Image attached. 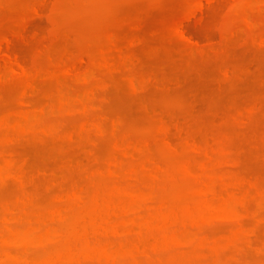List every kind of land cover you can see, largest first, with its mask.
Returning a JSON list of instances; mask_svg holds the SVG:
<instances>
[{"label":"rangeland","instance_id":"1","mask_svg":"<svg viewBox=\"0 0 264 264\" xmlns=\"http://www.w3.org/2000/svg\"><path fill=\"white\" fill-rule=\"evenodd\" d=\"M193 1L0 0V38L27 66L5 68L0 107L15 84L32 114L0 112V246L28 244L0 264H264V0H219L188 22L203 36L189 51L174 23ZM150 21L170 23V57Z\"/></svg>","mask_w":264,"mask_h":264},{"label":"bare ground","instance_id":"2","mask_svg":"<svg viewBox=\"0 0 264 264\" xmlns=\"http://www.w3.org/2000/svg\"><path fill=\"white\" fill-rule=\"evenodd\" d=\"M220 1H222V0H220ZM226 1V0H225ZM228 1H230V2H232V4L231 5H233V7H234V5H238V4H241V3H243L244 1L242 0V1H238V0H235V1H238V3L236 2L235 3V1H232V0H228ZM168 1H166V3H167ZM219 0H195V1H193V7H192V9L190 8V10L186 13V14H184L183 16H180V17H178L175 21V23H174V30H176L175 32H177L176 33V35L178 34V37L181 39H184V40H186V42H187V44H188V42H189V44H188V50L190 49V47H193L194 48V44H193V41L195 40L196 42H197V39L198 40H200L199 42H197V44L198 43H200L202 40L201 39H199V37H201L202 36V33H200V32H198L196 29H192V27H190L191 25L190 24H188V22L190 23L191 21L190 20H192V19H197L198 18V16H199V18H200V16L202 17H205L206 15H208V13H209V11H210V9H212V8H217V9H220L222 6H221V3L219 2ZM233 2H234V4H233ZM169 3V5H170V2H168ZM167 3V4H168ZM174 3V2H173ZM175 3H177V2H175ZM174 3V4H175ZM236 7V6H235ZM216 9V10H217ZM222 9V8H221ZM220 9V10H221ZM203 17H202V19H203ZM201 19V20H202ZM1 20V19H0ZM4 20V19H3ZM5 22H6V20H4ZM151 22V21H150ZM0 24H2V20H1V23ZM3 24H4V22H3ZM148 24V23H147ZM146 25V24H145ZM144 25V30H147V29H150V30H154V29H156V30H158L161 34H162V36L160 37L161 38V40L159 41L160 42V44L161 45H163V44H166L165 46H167V44H171V43H169L168 41H167V38L165 37V34H166V32H167V30H168V28H170V23L169 22H161V23H159V22H151L150 24H148V25H146L145 26ZM190 25V26H189ZM0 28L2 29V26L0 25ZM147 28V29H146ZM0 29V30H1ZM113 31V30H112ZM111 31V33H113ZM146 32H149V30L148 31H146ZM90 35V34H89ZM92 36H93V34H91ZM90 35V39H89V41H92V42H95L94 43V48L92 49V50H97V49H99V47H104V42L102 41V39H100V41H99V38L97 37V36H91ZM89 37V36H88ZM93 39H92V38ZM142 37H143V35H142ZM98 38V39H97ZM144 38H146V37H144ZM144 38H142L141 39V36H140V42H141V44L142 43H144V45L142 44V46L143 47H141V45H140V47L141 48H139L138 47V51L139 52H144L143 50H142V48L143 49H147V47H149L150 46V40H151V37L149 38L150 40H146L145 41V39ZM148 38H146V39H148ZM202 38H203V36H202ZM95 39V40H94ZM97 39V40H96ZM157 39V38H156ZM155 39V40H156ZM143 40L145 41V42H143ZM164 42H163V41ZM96 41H99V43H101V45L99 44V43H97ZM154 41V39H153V37H152V40H151V43ZM162 41V42H161ZM166 41V42H165ZM137 42V41H136ZM154 42H156V41H154ZM168 42V43H167ZM12 38H10V37H7V38H5V40H3L2 38H0V80H2L3 78H4V75H5V73H6V69L5 68H8L7 66L9 65V67L17 74V75H21V76H23V75H26L27 74V66L25 65V64H23L18 58H13L12 57V50H11V47H12ZM96 43L97 44H99V46L98 45H96ZM135 43V42H134ZM133 43V44H134ZM195 43V42H194ZM147 44H149V45H147ZM173 44V43H172ZM187 44H186V46H187ZM191 44V46L189 47V45ZM192 44H193V46H192ZM196 44V43H195ZM95 45L97 46V49H96V47H95ZM174 45V44H173ZM175 45H176V43H175ZM145 46H147L146 48H145ZM177 46V45H176ZM178 46H180V45H178ZM150 47H152V44H151V46ZM148 48L147 49V51L145 50V53L147 52V53H149V50L150 49H152V48ZM168 47V46H167ZM167 47H166V50H167ZM169 48V47H168ZM177 48V47H176ZM184 48V50L182 49V47L180 46V49H181V52H183L184 53V51L185 50H187L186 49V47H183ZM164 49V48H163ZM170 49H171V52L173 51L174 52V49H175V46H174V49H173V46L171 47V48H169L167 51H169V53H167V54H169L168 56L170 57ZM179 48H177V50H178ZM191 50H193V49H191ZM150 51H152V50H150ZM190 51V50H189ZM165 51H163V55L166 53H164ZM173 52H172V54H173ZM145 53H143L144 55H146ZM166 54V55H167ZM171 54V55H172ZM142 56L143 58L145 57V56ZM159 55H161V53L159 54ZM83 56V57H82ZM146 56H148V55H146ZM77 58H75L76 60H74V58H73V60L71 61V62H68L67 63V69H65L66 70V72H65V76H73L74 77V75L76 76V74L80 71V68H81V64H82V62H84L85 60H86V58L85 59H82V58H84V55H79V57H81V60L78 58V56H76ZM160 57H163V59L166 57V56H158V58H159V60H160ZM168 57V58H169ZM78 59V60H77ZM144 59H146V61L144 60ZM144 59H142L143 61H145V62H143L144 64H146V63H148V59L147 58H144ZM162 59V58H161ZM166 59H167V57H166ZM166 59H164V61L166 60ZM153 60V59H152ZM155 60H157V58L155 59ZM154 60V61H155ZM73 61H75V62H73ZM79 61L81 62V63H79ZM129 61V60H128ZM164 61H161V62H164ZM73 62V63H72ZM125 62H127V61H125ZM123 63L124 65L126 64V63ZM131 63V66L133 65V62L132 61H130ZM150 62H152V64H153V61H151L150 60ZM157 62V61H156ZM160 62V61H159ZM37 63V62H36ZM155 63V62H154ZM123 64H121V68H123ZM127 64H129V63H127ZM152 64H150V65H152ZM156 64H158V62L156 63ZM148 65V64H147ZM82 66H83V64H82ZM129 67H130V65H128ZM128 66L126 65V67H125V69L126 68H128ZM149 66V65H148ZM209 71V70H208ZM207 71V72H208ZM67 74V75H66ZM208 74V73H207ZM33 80H35V79H31V80H29V81H31L32 82V84H33V86H34V84H35V86H36V83H34V81ZM115 80H117V79H115L114 78V80H112V81H114V82H116ZM132 81L135 83H132ZM132 81H131V83H130V85H129V87H133V85H135V88H137L138 86V84L136 85V83H137V81L135 82L134 81V79H132ZM31 82H30V84H31ZM117 83V82H116ZM29 84V83H28ZM32 84L31 85H29V86H31V87H33L32 86ZM119 84V83H118ZM8 86L9 87H7L6 85L2 88L3 89V91H5L4 93L5 94H3V95H5V98L8 96V95H10V93H12V91L14 92V89H15V91L17 92L18 90V92L17 93H19V95H16V96H14V97H10V99H9V97H8V99L6 98V100H8V104L6 103V105H4V107L3 106H1L0 107V112L2 111V110H7V109H9L8 107H10V109H11V107H13L12 108V110H15L16 111V113H20L19 115L21 116L20 117V120H22V122H25V120L26 121H28L31 117L30 116H32V114H30V116H28V114L31 112H29V113H27V109L26 110H24V107L22 108V107H20V104H22V106L25 104V103H27V102H29V99L26 97V96H28L27 94H28V89H18L19 87H17V89L16 88H14V86L16 87V85L14 84V86H13V84H8ZM13 86V87H12ZM46 86L47 85H45L44 87L42 86V88H44L43 90H44V92H47V91H51V88L49 87V86H47V90H45V88H46ZM8 89L9 88V90H7L6 88ZM10 87H11V89H10ZM41 87V86H40ZM118 87L119 86H117L116 88H117V90L118 91H120V89H122L124 86H120V88L118 89ZM132 89H134V88H132ZM10 90H12V91H10ZM42 90V91H43ZM134 90H136V89H134ZM13 93L14 95L15 94H17V93ZM0 93H2V91H0ZM117 93V92H116ZM112 94V93H111ZM113 94H115V92L113 93ZM12 95V94H11ZM10 95V96H11ZM2 96V95H1ZM13 96V95H12ZM18 98L19 100H18V103L17 102H12V100H15L14 98ZM29 97V96H28ZM28 99V100H27ZM32 100H37V98L36 97H33V98H31ZM17 100V99H16ZM12 102V105H14L13 103H15V107L14 106H12L10 103ZM18 105H17V104ZM11 106H10V105ZM6 106V107H5ZM18 106V107H17ZM3 107V108H2ZM2 108V109H1ZM4 108H6V109H4ZM20 108H22L21 110H20ZM20 110V111H19ZM22 110L24 111V114H23V112H22ZM19 111V112H18ZM2 112H5V111H2ZM22 112V113H21ZM25 113H26V115H25ZM22 114H23V116H22ZM24 116H26V117H28V118H23ZM9 116H4V117H2V119L4 118L5 120H6V118H8ZM1 119V120H2ZM3 119V122L5 121ZM10 119V117L7 119V120H9ZM0 120V126L1 125H3V124H1L2 123V121ZM6 120V122L4 123V124H7L8 123V121ZM10 121V120H9ZM5 126V125H4ZM3 126V127H4ZM100 126V125H99ZM2 127V126H1ZM2 127V128H3ZM83 128V127H82ZM85 128V127H84ZM83 128V129H84ZM102 128V127H101ZM101 128H98V129H101ZM10 161H15L14 159H11V160H8L7 162L8 163H6V164H8V166L6 165L5 167H6V169H7V172H9V171H11V167L13 168L14 167V169L12 170V171H14L15 170V165L13 166V165H10L9 166V162ZM10 164H12V162H10ZM13 164H14V162H13ZM114 164V163H113ZM112 166V165H111ZM111 166H110V169H111V171H113L112 173H111V171H110V169H109V173L110 174H113L115 171H114V169L113 168H111ZM10 168V169H9ZM5 169V170H6ZM21 169L22 168H19V170H17L19 173V176H16L17 177V179L18 180H20V178H22L21 176H23L22 174H26V173H24V171H23V173H22V171H21ZM113 169V170H112ZM24 170V169H23ZM11 171V172H12ZM16 171V172H17ZM15 172V174H17ZM14 174V175H15ZM17 174V175H18ZM18 177H20V178H18ZM27 178H28V176H27ZM27 178H25V179H27ZM21 181V180H20ZM24 180H23V178H22V181L21 182H23ZM26 182V181H25ZM25 182H23V183H25ZM72 192V191H71ZM71 192H69L68 193V195L67 196H69V198H71L72 197V195H73V197H74V199H79L80 197H78V195H80L81 196V194L79 193V190L78 191H75V190H73V193H72V195H70L71 194ZM76 195H77V197H76ZM72 197V198H73ZM76 197V198H75ZM59 208H57V211H55V213L56 214H54V211H53V213L52 214H50V216L49 217H51L50 219H54V220H57L56 218H53V214L56 216H58L59 214H63V212H62V210H58ZM9 210H6L5 212H6V214H8V215H10L9 214V212H8ZM61 211V212H60ZM5 212L3 213V215H2V217H4V215H6L5 214ZM8 212V213H7ZM60 212V213H59ZM10 213H12V211H10ZM14 214V213H13ZM61 214V215H62ZM58 216V217H64V216ZM54 216V217H55ZM11 217H12V219H11ZM11 217H8L7 215L4 217V218H2L3 219V222H4V224L6 225V224H9L8 225V227L10 226V222H13L14 220H16L17 219V216L16 215H11ZM15 218V219H14ZM62 218H59V219H62ZM12 221H11V220ZM6 220V221H5ZM8 221H9V223H8ZM5 222H7V223H5ZM117 228V229H116ZM116 228H114V232L115 231H117V232H119L120 230L118 229V227H116ZM50 232V231H49ZM117 232H115V234H117ZM49 235H51L50 233H49ZM6 240H7V242H6ZM3 242V243H2ZM1 242V246H0V254H1V257H2V255H3V257L5 258L6 257V261H11V260H14L13 258H16L17 259V256H18V258L20 257L21 258V256H22V254H20V253H18V252H22V251H24L25 249H24V247H26L27 248V246L26 245H28V244H23L22 246V248L23 249H21V251H20V248H15V250L17 249V252L15 251V250H13V251H15L16 252V254L11 250H9L8 251V249L7 248H11V249H14V248H12V246H11V244H12V240H11V238L9 237V236H5V239L3 240ZM2 244H4V247L6 246V245H8L7 247H3V245ZM10 244V245H9ZM3 248V249H2ZM5 249H7V251L5 250ZM5 250V251H4ZM4 251V252H3ZM2 252V253H1ZM7 255H6V254ZM11 253H14V254H11ZM6 256H5V255ZM10 254H11V257H10ZM107 254V253H106ZM9 255V256H8ZM17 255V256H16ZM20 255V256H19ZM38 256V255H40V254H38L37 252H36V254L34 253V254H32V256H31V258H32V263H40L41 261L40 260H42V257L41 256H39V257H36V256ZM107 255H109V254H107ZM16 256V257H15ZM0 257V258H1ZM35 257V258H34ZM40 257H41V259H40ZM7 258H9V259H7ZM10 258H12V259H10ZM38 258H39V261H38ZM58 258H60V254H58L57 253V257H56V255H55V257L52 259V261L54 260H56V261H58ZM109 258V256H107V259ZM111 256H110V260H111ZM34 259V260H33ZM47 259H49V258H47ZM60 260V259H59ZM16 261V260H15ZM34 261V262H33ZM51 260H49L48 262H50ZM17 262H20V260L18 259L17 261H16V263ZM19 264V263H18Z\"/></svg>","mask_w":264,"mask_h":264}]
</instances>
